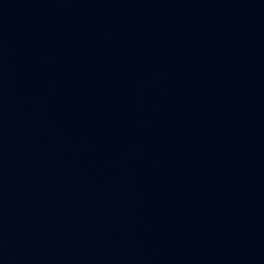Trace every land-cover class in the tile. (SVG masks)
I'll list each match as a JSON object with an SVG mask.
<instances>
[{"label":"water","instance_id":"1","mask_svg":"<svg viewBox=\"0 0 264 264\" xmlns=\"http://www.w3.org/2000/svg\"><path fill=\"white\" fill-rule=\"evenodd\" d=\"M0 264H264V0H0Z\"/></svg>","mask_w":264,"mask_h":264}]
</instances>
